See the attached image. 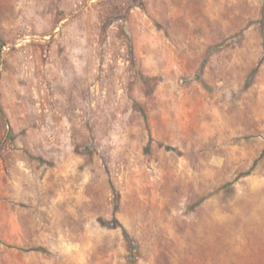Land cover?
Returning <instances> with one entry per match:
<instances>
[{
    "label": "rangeland",
    "instance_id": "rangeland-1",
    "mask_svg": "<svg viewBox=\"0 0 264 264\" xmlns=\"http://www.w3.org/2000/svg\"><path fill=\"white\" fill-rule=\"evenodd\" d=\"M0 264H264V0H0Z\"/></svg>",
    "mask_w": 264,
    "mask_h": 264
},
{
    "label": "trees",
    "instance_id": "trees-1",
    "mask_svg": "<svg viewBox=\"0 0 264 264\" xmlns=\"http://www.w3.org/2000/svg\"><path fill=\"white\" fill-rule=\"evenodd\" d=\"M114 222L117 226H120L123 230L124 235L126 236V238L128 239L130 246L132 248V250L137 248V244L135 243L134 240L131 239L129 232L126 230L125 227L122 226V224L118 221V219L116 217H114Z\"/></svg>",
    "mask_w": 264,
    "mask_h": 264
}]
</instances>
